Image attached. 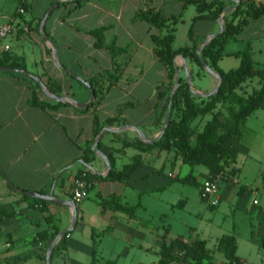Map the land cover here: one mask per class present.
Masks as SVG:
<instances>
[{
    "label": "crops",
    "instance_id": "obj_1",
    "mask_svg": "<svg viewBox=\"0 0 264 264\" xmlns=\"http://www.w3.org/2000/svg\"><path fill=\"white\" fill-rule=\"evenodd\" d=\"M148 1L166 18L171 21L173 18H178L179 22H184L185 11L189 4H194L175 0L180 2L182 7L178 13L168 14L165 13L164 7L155 5L151 0H86L81 1L80 6L76 4L78 1L73 0H0V28L5 25H13L16 28V31L7 37L0 38V62L24 64L27 71L40 78L45 85L48 77L57 80L62 88L61 96L88 103L91 100L90 89L62 69L56 63L53 52L56 49L58 60L64 68L75 71L76 69L71 65L80 56H85L90 49L110 51L108 48L96 46L97 40L91 35V31L105 27L107 28L104 33L105 45L108 46L114 41L116 48L127 50L118 55L120 58L128 57L129 60L131 55L138 53L141 44L137 36L142 33L151 40L153 54L163 65L155 53L152 36L165 33L145 21L135 20L137 13L146 7ZM224 1L228 3L226 8L228 9L234 8L235 1L239 0ZM55 4L56 8L42 26L44 18ZM20 10H24V13ZM199 16L197 8V15L193 17L192 25L195 24V27L201 25V35L198 36L195 31V37L198 42H204L203 46L210 36L221 31L222 15L217 21H196ZM257 22L264 26V16L251 20L242 33L228 43L246 42L245 49L250 44L255 67L254 42L260 41L257 51L262 53L264 32L245 37L243 34ZM177 25L174 26L175 40ZM202 25L206 27L202 28ZM45 36L50 41H46ZM174 43V50L182 48L176 49ZM228 44L224 47L219 66L226 56L236 57L235 54L245 50L228 52L226 51ZM190 46H192L191 40L190 44L184 47ZM185 61L189 73L192 68L194 70L193 75L190 73L191 89L203 95L213 93L219 85L218 78L210 74L205 67L203 70L200 66L186 59ZM175 65L180 70L181 77H186L185 63L180 56L175 59ZM135 67L136 71H140V66ZM100 68V71L88 77L89 79L79 73L87 82L99 76L98 96L93 107L80 109L65 104L55 110L31 104L33 86L38 84L33 78L19 72L0 71V264H47V252L58 235L52 239L53 241L48 239L54 234L55 229L60 232L68 229L71 231L66 235L65 245L54 256L52 255L51 264H92L94 261L96 264L107 262L155 264L154 257L157 255L160 259L163 245L169 244L176 238H182L186 242L190 239L206 240L200 238L197 228L191 227L189 237L179 234L168 243L172 229V211L177 208L187 211L188 199H180L178 203H172L170 181L177 180L178 177L174 173H169L170 181H165L160 173L167 164H171L173 170L177 168L184 170L188 167L189 173L191 167L186 165L175 152H160L158 149L141 152L136 147L125 146L123 142L124 140L136 142L140 135L134 129L121 130L125 126L140 129L142 135L152 142L161 136L167 116L157 123V114L162 112L166 105V99H161L160 92L166 91L169 87L168 69L165 67L166 79L153 86L156 97L154 102L150 103L139 98L142 87L138 81L132 83L133 85L130 83L131 90L127 92L133 100L125 101L122 97L116 102L115 107H112L110 99L113 93L121 87L123 81L130 79L126 74L129 63L127 61L120 63L117 74L121 75L122 79L104 93H102V84L107 88L110 83L108 79L107 84L102 81V66ZM195 76L202 79L200 87L193 86ZM254 80L248 81L243 87L249 82L253 83ZM200 97L206 98V96ZM120 110L125 123L105 127L96 135L94 116L98 115L101 121H105L119 116ZM133 112L138 113L137 116L131 115ZM251 116L245 125L242 150L238 159L242 155L246 156V160L252 158L249 155L250 143L246 140ZM131 118H134V122L130 121ZM90 147L92 152H89ZM137 151L139 153L135 154L134 152ZM86 156L89 159L88 163L84 161ZM137 156L142 157L143 165L128 181L105 179L112 170L113 164L117 171H121L126 165L133 163ZM155 159L161 161V167L154 166ZM127 160L130 162L126 163ZM237 162L232 166L237 170L236 175L230 177V182L222 183L219 205L212 206L207 202L208 206L216 209L225 197L233 198L237 195L243 197L249 192L253 197V209L258 208L264 212V206L259 200V188L241 182V169ZM81 175L93 176L91 180L96 184L91 188L89 197L77 206L78 221L74 228V214L71 207L50 201H46L47 204L44 206L25 199V194L15 190L7 180L24 191L42 195L53 193L55 198L73 201L74 184ZM203 178L202 182L197 177L200 195L202 185L207 179L219 178L222 182L224 177L211 175L208 170V174H204ZM233 180L242 188L241 192L231 185ZM111 198H116L124 207H135L139 204L140 206L133 217L116 210L114 205L104 209L103 200ZM255 201H258V204H255ZM49 216H52L51 219H48ZM43 231L49 232V237L40 241L38 234ZM225 235H234L237 239L236 234H223L217 240V251H219V241ZM261 241L259 245L263 249ZM208 249L212 254L209 264H212L214 255L209 247ZM238 256L242 264H264V260L257 263L239 254ZM224 257L226 258L225 255ZM227 264H229L228 260Z\"/></svg>",
    "mask_w": 264,
    "mask_h": 264
},
{
    "label": "trees",
    "instance_id": "obj_2",
    "mask_svg": "<svg viewBox=\"0 0 264 264\" xmlns=\"http://www.w3.org/2000/svg\"><path fill=\"white\" fill-rule=\"evenodd\" d=\"M182 1L194 3L197 6L200 16L196 21H217L228 7V3L224 0H214L211 3H207L205 0ZM239 1L240 6L224 17V31L204 48H202L204 42H198L195 37L194 24L189 31L192 46L174 50V26L177 25L179 19L173 18L171 21L161 11L153 8L149 1L146 3V7L141 9L135 16L136 21H145L155 29L165 33L152 36L155 44V53L169 73V87L166 91L160 92L161 99H166L168 102L171 100L170 93L175 86L177 71L175 59L178 56L184 57L188 62L200 66L203 70V61H205L211 69L222 77L220 90L206 98L197 96L192 91L187 78L181 77L180 86L172 96L171 105H168L169 103L166 104L163 111L157 114V123H159L162 118H166L170 110V121L163 136L154 143L149 144L142 139L136 142L123 141L125 146L136 147L141 152H150L154 149H158L160 152H175L186 165L191 167L189 175L180 179L185 184L200 186L197 177L194 175V169L197 166L204 165L208 168L211 175L222 177L225 170L237 162L242 150L246 122L264 104V69L255 67L250 44H248L243 52L235 54L241 60L238 68L225 72L219 66V61L223 57L224 47L230 41L235 40L251 20H257L264 16V2H257V0ZM76 4L80 6L82 2L78 1ZM237 20L238 22L236 23ZM106 30L107 28L102 27L91 31V35L97 40L96 46L108 48L117 58L118 55L125 53L127 50L116 48L114 41L106 46L104 43V33ZM199 50H201L200 54L198 53ZM0 67L27 70L26 66L21 63L6 64L0 62ZM118 69L116 67L110 74L105 73L110 84L107 88L102 84V93L109 90L122 79L121 75L117 74ZM190 73L193 75V68L190 70ZM18 76L26 78L23 75ZM256 78L260 79L261 87L255 89L251 94L243 93L244 84ZM89 82L95 89L96 96H98L99 76L93 77ZM46 87L56 95L61 94V85L53 78L48 77ZM33 89L32 105L52 110L65 106V104L50 100L38 84H35ZM196 121H198V124L196 127H193V123ZM204 121L203 128L199 130L198 126L202 125ZM121 123H125L122 117V110H120L119 116L108 118L105 121H101L98 115L94 116L96 135L105 127ZM89 152H92V147L89 148ZM84 161L86 163L89 162L87 156L84 157ZM142 165L143 159L141 156H137L133 163L126 165L121 171H117L115 164H113L112 170L105 179L126 182ZM83 177L84 175H81L79 179ZM92 177L86 175L85 178L91 180ZM24 198L41 203L44 206L47 204L44 200L33 199L27 195H24ZM111 205H114L116 210L129 214L132 217L135 216L140 206L139 204L135 207H124L117 202L116 198L105 199L102 202L104 209ZM51 217L49 216L48 219H51ZM59 232L58 229H55L54 234L49 239V232H40L38 240L43 241L48 239L50 241L51 239L53 241L52 239ZM66 241L67 236L56 246L53 256L65 245ZM261 245L264 249V239L261 241ZM218 250L226 256L229 264H242L241 258L237 254L238 242L234 235L223 236L219 241ZM211 259L212 254L207 247L206 240L186 242L182 238H176L169 244L163 245L157 264H173L177 260H181L183 263L209 264ZM92 264H96V262L94 261ZM106 264H117V262H107Z\"/></svg>",
    "mask_w": 264,
    "mask_h": 264
},
{
    "label": "rangeland",
    "instance_id": "obj_3",
    "mask_svg": "<svg viewBox=\"0 0 264 264\" xmlns=\"http://www.w3.org/2000/svg\"><path fill=\"white\" fill-rule=\"evenodd\" d=\"M155 5L164 7L165 13H178L182 4L175 0H151ZM207 3L213 2V0H205ZM234 5L240 6V1H235ZM57 12L55 13V15ZM54 15V17H55ZM197 15V7L194 4H189L187 10L184 14V22H179L177 25L176 40L174 47L176 49L184 47L190 44L189 40V29L192 26V19ZM261 23H254L249 29L245 31L243 36H252L257 33L264 32V26ZM200 24L195 27V31L198 36H200ZM206 27L202 25V28ZM138 42L141 44V49L138 53L128 57L120 58L107 50H94L86 52L85 56H80L77 61L71 66L76 69L74 73L84 75V78L92 76L94 73L100 71V66H102V81L107 84V77L105 73L110 74L113 68L120 67V63L127 61L129 63V68L126 74L130 77L129 81L125 80L120 85L121 87L117 89L111 99L112 107H115L116 102L120 98L122 100H133L131 95H127L130 92V85L135 82H140L141 91L139 93V98L144 101H149L150 103L155 100V90L153 88L155 83L162 82L166 79V69L157 60L152 51V42L148 36L139 33L137 36ZM92 41V38H91ZM262 53L257 51V47L260 45V41L254 42L255 53L254 59L256 61V67L262 69L264 68V41L262 42ZM246 47V42H233L228 44L226 51L236 52L243 51ZM117 55V54H116ZM116 59H115V58ZM118 61V63H117ZM181 63V60L179 61ZM138 65L140 71L135 70V66ZM240 65V60L236 57L226 56L220 63V66L225 71H230L232 69L238 68ZM80 73V74H79ZM185 76V74H184ZM69 77V76H68ZM83 77V76H82ZM71 78V77H69ZM72 79V78H71ZM74 80V79H72ZM74 82V81H73ZM202 79L197 76L194 77L193 86L200 87ZM131 83V84H130ZM132 84V85H133ZM176 85V81H175ZM259 89V79H255L253 83H248L243 87V93L251 94L254 89ZM172 92L170 93L171 96ZM169 103V104H168ZM166 104L170 105V102L166 100ZM138 113H131L134 117ZM168 114V113H167ZM148 117V116H147ZM134 118L130 121L134 122ZM205 121L202 125L198 126V129L203 128ZM198 121L193 123V127H196ZM248 136L246 140L250 143V156L252 158L246 160V156L242 155L239 157L237 165L240 166V180L244 185H250L258 187L260 190L259 200L264 206V108L259 109L248 121ZM143 139L141 135L136 139ZM195 142V139H194ZM139 153L137 152H134ZM130 162L127 160L126 163ZM154 166H162L161 161L157 159L154 160ZM169 173H174L178 179L169 180ZM237 170L230 166L225 170L223 174L222 182H220V188L223 182H230V177L235 176ZM189 174V168L186 167L184 170L175 169L171 164H167L164 167V171L160 173L165 181H170L172 187L171 202L178 203L180 199H188V210L183 211L180 208L174 209L171 215V234L168 243L172 238L179 234L190 236L189 229L195 227L198 230L201 239H206L208 241V247L212 250L214 258L212 264H227V260L222 253L217 251L216 245L217 240L223 234H236L238 239V254L250 261L261 262L264 260V250L260 248L259 242L264 237V212L260 209H253L252 201L253 197L251 193L247 192L245 196L241 197L237 195L236 197H225L220 206L216 209H212L208 206L207 202H204L200 195V186L185 184L180 181V179L186 177ZM204 174H208V169L204 165L196 167L195 176L198 177L199 181H204ZM156 179V178H155ZM155 181V180H154ZM231 185L237 188L238 192H241L242 188L238 187V184L233 180ZM180 197V198H178ZM194 241L190 239L189 242ZM155 264L159 261V256L154 257ZM173 264H192L183 263L181 260H177Z\"/></svg>",
    "mask_w": 264,
    "mask_h": 264
},
{
    "label": "water",
    "instance_id": "obj_4",
    "mask_svg": "<svg viewBox=\"0 0 264 264\" xmlns=\"http://www.w3.org/2000/svg\"><path fill=\"white\" fill-rule=\"evenodd\" d=\"M73 1H86V0H73ZM238 5H239V3H238ZM238 5H237V6H238ZM237 6H235L234 8H228V9H226V10L223 12L222 17H221V21H222V22H221V31L218 32V33L213 34L212 36H210V37L206 40V42H205V44L202 46V48H204V47H205L207 44H209L214 38H216L221 32L224 31V17H225V15H226L228 12H230V11L236 9ZM55 8H56V4H55L54 6H52V8L49 10L48 14L46 15V17L44 18V20H43V22H42V26L45 25L47 18L50 16V14L54 11ZM45 39H46V41H50V39H49L47 36H45ZM202 48H201V49H202ZM198 53L200 54V53H201V50H199ZM53 56H54V59H55L56 63H57L62 69H65L66 72H67L68 74H70L71 76H73V77L79 79L83 84H85V85L90 89V91H91V100H90L88 103H81V102H78V101H76V100H74V99H72V98H70V97L61 96V95H56V94L50 92L49 89L46 87V85L43 83V81H42L40 78H38V77L32 75V74H31L29 71H27V70H17V69H12V68H8V67H0V71H5V72H19V73H22V74H24V75H26V76H29V77L33 78V79H34V80L40 85V87L42 88V91L44 92V94H45L50 100H52L53 102L73 105V106H75V107H77V108H80V109H87V108H89L90 106L94 105V103H95L96 100H97V96H96V91H95V89L92 87V84H91L90 82H87L86 80H84L83 78H81L80 76H78L76 73L72 72L71 70L64 68V66L61 65L60 62H59V60H58V53H57L56 49H55V51L53 52ZM180 58H182L183 61H184V63H185V72H186L187 81H188L189 85L191 86V85H192V78H191V75H190V73H189L188 66H187V64H186V61H185L184 57L180 56ZM176 61H177V60H176ZM203 64H204L205 69H206L210 74H212V75H214L215 77L218 78V80H219V85H218L217 89H216L213 93H210V94H207V95H203V94H200V93H196V92H194L193 89H192V91H193L197 96H206V97H209V96H211V95L217 93V92L220 90V88H221V86H222V77H221L217 72H215L213 69H211L205 61H203ZM175 66H176V65H175ZM176 68H177V71H176V85H175V87L173 88V91H172V94H171L170 105H171V102H172V96L176 93V91L178 90V88H179V86H180V78H181L180 70L178 69V67H176ZM169 121H170V110L168 111L167 118H166V123H165V127H164V129H163V131H162V134H161V136H160L157 140H159V139L163 136V134L165 133L166 128H167V126H168V124H169ZM124 129H134V130H136V131H137V132L143 137V140H145L148 144H149V143H154V142H155V141L152 142V141L146 139V138L142 135L140 129H138V128H136V127H133V126H125V128H123V129H121V130H124ZM121 130H120V131H121ZM157 140H156V141H157ZM7 180H8V182L12 185V187H13L15 190H17V191L21 192L22 194H25V195H27V196H29V197H31V198H37V199H40V200L50 201V202H54V203H59V204H63V205H66V206L71 207V208L73 209V214H74L73 228L76 226L77 221H78V209H77V206H76V204H75L74 201L61 200V199L55 198L54 195H53V193H52V194H49V195H42V194H40V193L24 191V190H21V189L17 188L16 186H14V185L11 183V181H10L9 179H7ZM70 231H71V229L64 230V231L60 232V233L58 234V236L55 238V240L53 241V243L51 244V246H50V248H49V250H48V252H47V264H51V258H52V255H53L55 249H56V246L59 244V242H60V241H61V240H62V239H63V238H64V237L70 232Z\"/></svg>",
    "mask_w": 264,
    "mask_h": 264
},
{
    "label": "built area",
    "instance_id": "obj_5",
    "mask_svg": "<svg viewBox=\"0 0 264 264\" xmlns=\"http://www.w3.org/2000/svg\"><path fill=\"white\" fill-rule=\"evenodd\" d=\"M261 2L262 0H257ZM21 13H24V10H20ZM16 31L15 26L5 25L0 28V38H5L11 33ZM77 179L73 188V201L76 206H79L84 200L89 197L91 188L96 184L94 180H88L85 178ZM220 179L212 178L207 179L201 188V197L204 201L208 202L212 206H217L220 203ZM255 204H258V201H255Z\"/></svg>",
    "mask_w": 264,
    "mask_h": 264
}]
</instances>
